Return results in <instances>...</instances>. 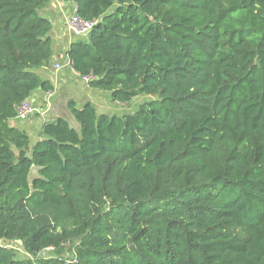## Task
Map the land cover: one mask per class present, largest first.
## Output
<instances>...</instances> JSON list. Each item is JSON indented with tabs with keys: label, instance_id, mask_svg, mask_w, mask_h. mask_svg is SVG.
I'll return each mask as SVG.
<instances>
[{
	"label": "trees",
	"instance_id": "trees-1",
	"mask_svg": "<svg viewBox=\"0 0 264 264\" xmlns=\"http://www.w3.org/2000/svg\"><path fill=\"white\" fill-rule=\"evenodd\" d=\"M65 1L93 23L74 72L158 99L70 101L31 148L10 122L54 89L51 0H0V264H264V0Z\"/></svg>",
	"mask_w": 264,
	"mask_h": 264
},
{
	"label": "crops",
	"instance_id": "crops-1",
	"mask_svg": "<svg viewBox=\"0 0 264 264\" xmlns=\"http://www.w3.org/2000/svg\"><path fill=\"white\" fill-rule=\"evenodd\" d=\"M73 12L74 5L65 0H51L41 10V15L52 22L51 38L54 55L51 58L50 67L38 70L37 74L49 81L54 89L52 92L37 90L29 99L37 112L25 121L15 119L10 122L11 126L25 131L29 136L35 135L36 140L41 126L47 121L65 118V115L67 116L65 119L72 123V119L68 118L72 116L67 108L70 101L76 102L78 108L90 102L97 111V105L103 104L107 106L109 113L103 112L102 114L117 115L116 111L109 107L113 103L110 100V94L94 90L83 83L67 58L66 52L71 44L86 38V36L76 35L68 30L67 21ZM57 66L60 68L57 69Z\"/></svg>",
	"mask_w": 264,
	"mask_h": 264
},
{
	"label": "built area",
	"instance_id": "built-area-1",
	"mask_svg": "<svg viewBox=\"0 0 264 264\" xmlns=\"http://www.w3.org/2000/svg\"><path fill=\"white\" fill-rule=\"evenodd\" d=\"M92 22H85L81 20L76 13V7L74 8L73 14L69 17L67 21V28L70 32L76 35L87 36L89 31L92 29ZM71 65V64H70ZM60 68L57 66V69ZM83 83L88 85L91 77H80ZM37 112V109L33 107L30 102H25L19 109L17 119L21 121L27 120L31 115H34ZM5 242L0 239V246H4ZM10 248V245L7 246Z\"/></svg>",
	"mask_w": 264,
	"mask_h": 264
},
{
	"label": "rangeland",
	"instance_id": "rangeland-1",
	"mask_svg": "<svg viewBox=\"0 0 264 264\" xmlns=\"http://www.w3.org/2000/svg\"><path fill=\"white\" fill-rule=\"evenodd\" d=\"M157 99L158 98L154 97V96H140V97L134 99L132 101V103H130V104H120L119 103V104L115 105L114 103H112L109 107L111 109H114V111H116L117 115H123L126 113L134 112L135 110H138V108L142 104L148 103V102H151V101L157 100ZM115 107H117V108H115ZM97 109H98V111L97 110L96 111L98 114H102L103 112L109 113L107 106H104L103 104H98ZM108 115H111V114H108ZM64 117L67 118V116H65V115H64ZM68 118L72 119L71 125L76 126V123L73 120V118H71V117H68ZM30 137H31V146L30 147L32 148V146L36 143V139H34L35 135H31ZM28 154H30V152ZM35 174H36V170L33 171L32 176H34ZM9 245H10V249L16 251L18 256L24 257V258L30 257L29 255L22 252V250L16 244H13V245L9 244ZM49 254H50V252H47V255H49Z\"/></svg>",
	"mask_w": 264,
	"mask_h": 264
},
{
	"label": "water",
	"instance_id": "water-1",
	"mask_svg": "<svg viewBox=\"0 0 264 264\" xmlns=\"http://www.w3.org/2000/svg\"><path fill=\"white\" fill-rule=\"evenodd\" d=\"M19 244H21V241H19Z\"/></svg>",
	"mask_w": 264,
	"mask_h": 264
}]
</instances>
